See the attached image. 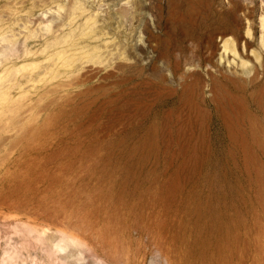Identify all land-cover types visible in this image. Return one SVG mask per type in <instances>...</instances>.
Masks as SVG:
<instances>
[{
	"label": "rangeland",
	"instance_id": "374dc122",
	"mask_svg": "<svg viewBox=\"0 0 264 264\" xmlns=\"http://www.w3.org/2000/svg\"><path fill=\"white\" fill-rule=\"evenodd\" d=\"M0 264H264V0H0Z\"/></svg>",
	"mask_w": 264,
	"mask_h": 264
},
{
	"label": "clouds",
	"instance_id": "9594fccd",
	"mask_svg": "<svg viewBox=\"0 0 264 264\" xmlns=\"http://www.w3.org/2000/svg\"><path fill=\"white\" fill-rule=\"evenodd\" d=\"M43 7V6H42ZM123 7H128L127 4L123 5ZM51 8H56L57 11L55 13H53L51 11ZM82 9H83V5L81 4H74L72 5L69 9H68V19H67V22L66 24L64 25V27H71L73 24L76 23V20L79 18L77 16V13L80 12L81 15H86V13H83L82 12ZM66 11V8L65 6H62L60 4H52L49 6V14H54L56 16H60L61 14L65 13ZM46 30H50L51 29V24L49 25H46L45 26ZM131 63V62H129Z\"/></svg>",
	"mask_w": 264,
	"mask_h": 264
}]
</instances>
